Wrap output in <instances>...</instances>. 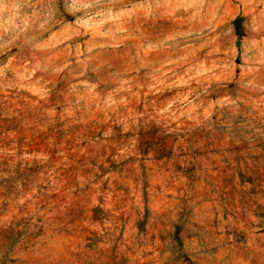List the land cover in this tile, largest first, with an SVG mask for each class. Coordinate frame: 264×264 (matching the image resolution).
I'll return each mask as SVG.
<instances>
[{"label":"rangeland","instance_id":"obj_1","mask_svg":"<svg viewBox=\"0 0 264 264\" xmlns=\"http://www.w3.org/2000/svg\"><path fill=\"white\" fill-rule=\"evenodd\" d=\"M0 264H264V0H0Z\"/></svg>","mask_w":264,"mask_h":264}]
</instances>
